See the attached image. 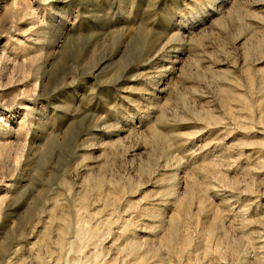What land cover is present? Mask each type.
I'll return each instance as SVG.
<instances>
[{
  "label": "rangeland",
  "instance_id": "1",
  "mask_svg": "<svg viewBox=\"0 0 264 264\" xmlns=\"http://www.w3.org/2000/svg\"><path fill=\"white\" fill-rule=\"evenodd\" d=\"M16 2L0 264H264V0Z\"/></svg>",
  "mask_w": 264,
  "mask_h": 264
},
{
  "label": "bare ground",
  "instance_id": "2",
  "mask_svg": "<svg viewBox=\"0 0 264 264\" xmlns=\"http://www.w3.org/2000/svg\"><path fill=\"white\" fill-rule=\"evenodd\" d=\"M17 9L18 8H17L16 0H12L11 3L8 4V6L6 7V10L4 13L5 19H3V21L0 23V28L3 29V32L8 34L6 37L7 38L6 45L4 44L5 46H7V42L12 40L13 38L15 40L17 28L13 24L14 23L13 18L16 16L15 12H17L16 11ZM29 10H31L30 11V14L32 15L31 25L33 26L30 33L33 37L32 40L35 43L39 37V29H40L39 28L40 26L38 25L39 19L37 16V12H35L36 9L33 10L31 9V7H29ZM18 11H20V8ZM6 49H8V51L5 52ZM6 49L3 50L4 52L0 51L1 52L0 53V157L4 156L8 160L12 156L13 162L11 161V158L9 160L13 163V167H14L13 170L16 173L21 165L22 158L24 157L23 152L25 148V143H26L25 138L26 137L23 138V136L26 131V126H25L24 118H21L19 122H16L15 120H12L9 117L6 118L5 120L2 119L3 116H5V113L2 108L4 104L9 103V105H12V104L14 105L19 94L18 93L16 94L14 92L15 94L13 93L10 101L5 100L4 97L1 96V94L2 92H5L6 88L19 82L18 80H16L17 78L14 77V75H16L14 72L16 71L21 72L20 74L24 76L25 72L29 69V67L34 66L37 56H36L35 47L34 48L33 46L29 47L30 57L28 60V65H29L28 66L25 60L21 62H18L16 60L18 56V52L13 50L14 47L9 46V48L6 47ZM27 66H28V69L26 70ZM37 79H38L37 76L33 77L32 83L30 85V88H31L30 91L36 90L37 84H38ZM15 90L16 89H14V91ZM11 136L13 137L15 141L14 144L9 140ZM2 182H3V177L0 174V185H2ZM4 188H5L4 192L0 193V214L2 213V209H3L5 202L7 203V199L9 198V195H7V193L10 190V184L9 185L7 184Z\"/></svg>",
  "mask_w": 264,
  "mask_h": 264
}]
</instances>
